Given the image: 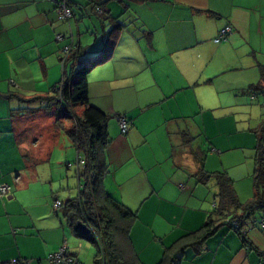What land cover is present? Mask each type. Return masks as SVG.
Segmentation results:
<instances>
[{"label":"crops","instance_id":"obj_1","mask_svg":"<svg viewBox=\"0 0 264 264\" xmlns=\"http://www.w3.org/2000/svg\"><path fill=\"white\" fill-rule=\"evenodd\" d=\"M70 2L73 19L66 23L51 2L0 0V184L10 187L8 197L0 198V264L12 259L48 264L47 256L63 242L83 264V244L61 209L52 207L65 196L53 190L54 175L38 168L50 161L51 153L25 127L44 105L4 96L49 95L62 79L61 49L69 38L75 35V43L92 52L88 57H97L106 33L117 24L121 27L111 58L87 77L90 105L109 117L103 188L132 212L130 206L140 204L130 244L140 264H158L164 249L198 231L212 210L198 186L177 184L179 177L165 178L155 159L143 161L151 134L165 143L172 137L164 134L173 135L180 146L187 143L184 135L199 134L201 148L209 152L201 160L204 170L227 174L241 204L252 200L264 92L255 95L250 88L264 86V0H100L101 16L92 15L99 4ZM88 8L94 18L87 15ZM225 27L231 33L214 43ZM59 34L64 39L56 42ZM175 103L177 113L169 106L163 109ZM121 115L129 124L126 135L117 124ZM180 117L193 122L183 125ZM262 151L264 171V139ZM193 197L197 205L189 207ZM261 215L248 216L241 235L227 227L218 230L199 247L187 248L176 264H264Z\"/></svg>","mask_w":264,"mask_h":264},{"label":"trees","instance_id":"obj_2","mask_svg":"<svg viewBox=\"0 0 264 264\" xmlns=\"http://www.w3.org/2000/svg\"><path fill=\"white\" fill-rule=\"evenodd\" d=\"M87 1L90 4H99L98 7H101L100 0ZM66 3L73 12L70 0H66ZM120 27L117 24L112 27L109 34L106 33L100 55L97 57L95 55L92 58L88 57L93 55L92 52L78 46L74 41V36H71L69 38L71 42L67 45L71 47V50L63 65L61 64L62 79L51 89L49 95L35 96L29 99H22L15 94L4 96L5 98H17L27 105L43 104L44 110L41 109L45 114L55 117V125H60L68 141L78 153V159L83 161V168L78 171L79 178L83 180L78 189V195L62 202L59 209H61L74 236L95 246L96 253L93 264H140L129 239V232L137 215L116 201L103 188V179L108 174L105 152L110 144L106 131L109 117L91 106L88 98V74L94 67L111 58ZM62 58L63 54L61 53L60 63H62ZM89 59L91 60L88 62ZM86 63L90 64L85 65ZM262 87L264 86H253L250 88L251 93L256 95L257 91L264 92ZM78 106L82 108L77 113ZM62 119H68L71 124L64 128L61 125ZM261 125L264 127V122ZM256 133V166L252 176L254 189L252 200L246 204H241L227 174L206 172L200 160L199 169L196 173L198 184L206 185L210 180H214L217 187L212 211L198 231L186 234L174 245L165 248L158 264H176L187 248L199 247L206 239L224 227L241 235L243 223L249 218L248 216L257 211H262V215H264V171L262 164L264 128L260 127ZM238 212L242 214H238ZM78 222L87 225L90 228V233L82 234L78 231L76 229ZM72 255L75 257L74 254Z\"/></svg>","mask_w":264,"mask_h":264},{"label":"rangeland","instance_id":"obj_3","mask_svg":"<svg viewBox=\"0 0 264 264\" xmlns=\"http://www.w3.org/2000/svg\"><path fill=\"white\" fill-rule=\"evenodd\" d=\"M91 8L87 9V15H90L89 18H94L95 16H91V14L93 13L91 11ZM76 11L77 13L79 12L78 10ZM92 15H94V13ZM89 64L90 63H88L87 65ZM164 106L165 107H163V109H166V107L169 106L173 112L177 113V111H179V107H177L176 103L172 104L171 106L169 104H165ZM81 108L82 107L80 106L77 107V113L81 110ZM42 109L36 112L35 115H33L31 118L28 117V119L25 121V127L26 129L30 127L29 131L33 130L34 132H36V134L32 136V139H34L35 141H39V139H41L43 143L45 142L44 145L46 146V148H48V153H51L49 159L50 161L38 165L39 171L43 170L44 174H47L48 176L54 175L53 190L58 191V193L60 194V198L65 196L64 199L66 201L68 199L75 198L78 195L77 180L75 177L77 154L75 152V149L72 147L67 137L65 136L60 125H55V117L50 114H44V109ZM167 111H169V108H167ZM110 119L116 121L117 117L115 119L114 116H110ZM61 121V125L64 128H67L71 124V121H69L68 119H62ZM187 121L191 123L193 122V119L185 117H180L178 119V122L183 125ZM196 122L199 124L201 122V119L195 120V123ZM120 136L122 135L120 134ZM163 137L169 139L172 137L171 143H165L164 140H161L162 138L158 139L157 134H151L149 138V147L145 149L147 152L143 161L148 163V160H150L149 163H151V161L155 159V161L160 164L165 178L169 177L171 181H174L175 179L176 181H178L177 179L179 177V180H181V182H176L177 184L179 183L181 185H184L185 187L187 186V184H189L188 186L191 185V187L198 186L197 189L201 192L202 198L203 196L209 197L212 210V204L215 197L214 195L216 194L215 192H213L216 189L215 181L210 180L206 185L198 184L197 182L196 173L199 169V161L204 160L205 156L209 154L208 150H204V148H201L202 146H200L199 134H187L186 136H183V138H185L187 142L184 144V146L177 145L175 136L173 135L164 134ZM66 165H71V169L67 170ZM82 181L83 180L81 179V182ZM187 197L189 198L188 195ZM194 201L195 197H193L192 200L188 202V206L194 207L195 205H197L196 203H194ZM168 203L171 204V202ZM130 207L133 208V211L135 213L136 211H138L140 204H138L137 207ZM181 208H183V206H181ZM78 241L84 246L82 250V254L84 255H81L83 264H92L93 256L96 253L95 246L85 240L79 239Z\"/></svg>","mask_w":264,"mask_h":264},{"label":"built area","instance_id":"obj_4","mask_svg":"<svg viewBox=\"0 0 264 264\" xmlns=\"http://www.w3.org/2000/svg\"><path fill=\"white\" fill-rule=\"evenodd\" d=\"M45 1L51 2L55 6L57 17L60 20L69 22L73 18V12L71 10V7L67 5L66 0H45ZM93 12L96 16H101L104 14L103 9L98 6L94 7ZM230 33H231V29L229 27H225L224 29L220 30L217 37L214 39V43H220L224 41ZM62 40H63L62 35L59 34L55 36L56 42H61ZM70 50H71L70 46H64L61 49V53L63 54L62 63H61L62 65ZM117 122L120 133L122 135H126L129 129V124L126 118L123 116H119L117 117ZM83 164H84L83 161L80 160L78 161V166L80 168H83ZM9 191H10L9 187L7 185L0 184V198H7L10 193ZM52 207L54 210L59 209L61 207V202L58 199H55ZM259 226L261 228H264V215H262L259 218ZM46 261L48 264H78V260L75 257H73L65 242H63V244L57 250L50 253L47 256ZM6 264H28V261L12 259L8 261Z\"/></svg>","mask_w":264,"mask_h":264},{"label":"water","instance_id":"obj_5","mask_svg":"<svg viewBox=\"0 0 264 264\" xmlns=\"http://www.w3.org/2000/svg\"><path fill=\"white\" fill-rule=\"evenodd\" d=\"M76 229L78 231H80L82 234H89L90 233V229L83 223L78 222L76 224Z\"/></svg>","mask_w":264,"mask_h":264}]
</instances>
